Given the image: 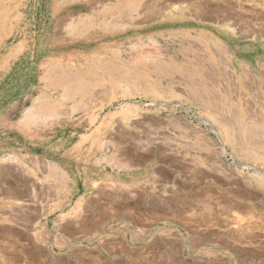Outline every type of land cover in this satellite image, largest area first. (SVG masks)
I'll return each mask as SVG.
<instances>
[{"label":"rangeland","instance_id":"374dc122","mask_svg":"<svg viewBox=\"0 0 264 264\" xmlns=\"http://www.w3.org/2000/svg\"><path fill=\"white\" fill-rule=\"evenodd\" d=\"M113 1L0 2V264H264V0L90 26Z\"/></svg>","mask_w":264,"mask_h":264},{"label":"bare ground","instance_id":"6f19581e","mask_svg":"<svg viewBox=\"0 0 264 264\" xmlns=\"http://www.w3.org/2000/svg\"><path fill=\"white\" fill-rule=\"evenodd\" d=\"M166 1H169V0H114L112 3H110L108 5H105L104 4L97 11V14L100 15L101 17H103V19H101L102 21H99L97 23L95 22V23L91 24L90 26L97 25L98 28H100L101 30L106 31V32H114V31H117V30L123 31V30H126L127 28H140V27H142V25H144V23H147L149 21H154V20H156V19H158L160 17L158 15L159 11L160 10H163L165 8H168L167 3H165ZM0 2H4V0H0ZM171 10H172L173 13H176L177 14L178 11H179V5L174 4V6L171 7ZM188 14H190V13H188ZM79 21H78V23L76 22L74 24H70L68 26L69 27V30L68 31H70V29H71L72 32H78V31H80L79 29L77 30V27H78L77 25L80 24ZM156 46H158V45H156ZM135 47H137V46H135ZM160 48H162V47H160ZM188 49H190V48H188ZM191 68H192V66H191ZM71 78L69 80V84L68 83H65V85L68 86V89H69V92L70 93L71 92L72 93H74V92H81V91L83 92V91H85V89L88 88V83H87L88 81L86 82L84 80L78 79V80H75V83L74 84H72V81H73L74 78H72V79ZM65 82H67V80H65ZM61 83H63V82H61ZM151 89H153V88H151ZM172 89L173 88H171V90ZM177 89H179V88H177ZM45 102H46V100H45ZM33 111H34L33 109H30L29 110V114L33 113ZM36 112L37 113H40V114H44L46 112H49V110L47 109V111H46V109H41V111H39V112L36 111ZM53 169H57V168H49V171H51V172L54 173V170ZM158 186H159V188H162V187H165V184H159ZM8 217L11 220L13 219V217H12L11 214H9ZM17 262H19V261H17Z\"/></svg>","mask_w":264,"mask_h":264},{"label":"crops","instance_id":"0c3cea01","mask_svg":"<svg viewBox=\"0 0 264 264\" xmlns=\"http://www.w3.org/2000/svg\"><path fill=\"white\" fill-rule=\"evenodd\" d=\"M165 182H167V181H164L163 179L157 180L156 181L157 189H158L159 184H166V186H167V183H165ZM196 188H199V187H196ZM209 192L211 193V191H209ZM162 193H163V191L158 189V193H156L155 196L152 194H149L148 196L147 195L143 196V191L140 189L139 193L137 195L138 197L133 201V203L135 202V205L130 204V206H127L124 210L126 212L128 211L127 213H130V215L133 213L138 215L139 219L144 221L145 224L147 223V220H149L148 218L152 217L151 213H154V212L159 213L160 214L159 216L161 218L167 217L166 219H172L173 215H175V211L179 210V207L174 206L173 203H171V202L173 201V199H175V197L178 196V194H176L175 196L173 195L172 197H168L167 199H165V202H163L161 200L162 199V197H161ZM191 193H192L191 195L183 196V197L190 199V200H195L197 198H200V200H201V197H202L201 194L204 193V190H202V192H201L200 189H196L194 192L191 191ZM209 195L210 194H208L207 196H209ZM202 198L206 199L207 197H202ZM207 199H210V197ZM136 201H137V203H136ZM208 263H211V261Z\"/></svg>","mask_w":264,"mask_h":264}]
</instances>
